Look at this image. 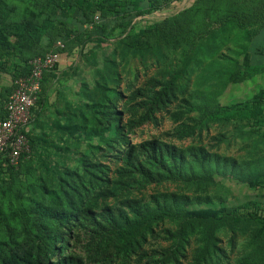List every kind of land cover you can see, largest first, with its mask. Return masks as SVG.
Returning <instances> with one entry per match:
<instances>
[{
	"label": "rangeland",
	"instance_id": "obj_1",
	"mask_svg": "<svg viewBox=\"0 0 264 264\" xmlns=\"http://www.w3.org/2000/svg\"><path fill=\"white\" fill-rule=\"evenodd\" d=\"M163 1L160 9L133 18L128 29L120 16L104 17L102 42L90 38V26L78 12L71 17L57 9V20L49 17L45 24L51 31L65 21L71 32L56 77L36 108L35 118L41 119L36 134L47 139L46 160L62 171L69 166L83 177L81 189L90 195L85 205L100 189L106 190L80 225L68 226L66 254L83 264H264V185L249 184L264 171V127L255 121L210 120L201 110H190L192 105L205 108L249 101L264 88V32L253 17L254 6L262 2L247 0L229 11L233 4L227 0ZM195 5L202 10L188 30L176 35L178 45L161 42L164 57L157 59L151 48L137 54L123 52L121 40L131 27L162 22ZM52 35L57 37L58 32ZM48 41V37L42 40L44 47ZM197 45L203 46L199 57L203 61L194 63L187 74L185 62L190 48ZM13 82L10 74L1 73L4 89ZM110 90L121 93L115 104L104 96ZM160 92H168L166 103H160ZM115 111L128 142L119 139L108 146L102 137H113L114 121L105 112ZM145 115L149 116L144 119ZM58 119L77 130L60 133L52 125ZM154 140L175 146L190 160L196 152L212 165L218 164L215 158L220 162L227 158L233 166L229 163L223 174L208 180L206 170L191 160L182 167L183 177L169 175L149 161L151 151L143 147ZM38 157H29L23 171L11 175L5 170L0 175V209L19 233L32 206L48 202L40 186L53 189L59 181V173L46 169ZM166 159L171 161L167 155ZM140 164L156 177L146 178L137 169ZM124 167L132 173L122 174ZM92 170L98 176L95 188L89 182ZM203 201L224 207L228 216L212 237L207 221L166 216L152 222V230L130 253L118 250L105 219L107 212L133 218L136 207L181 212L200 208ZM186 221L190 222L183 233Z\"/></svg>",
	"mask_w": 264,
	"mask_h": 264
},
{
	"label": "trees",
	"instance_id": "obj_2",
	"mask_svg": "<svg viewBox=\"0 0 264 264\" xmlns=\"http://www.w3.org/2000/svg\"><path fill=\"white\" fill-rule=\"evenodd\" d=\"M163 0H0V76L1 73L6 72L10 74L15 81L21 76H25L31 72V60L38 56H44L51 51L60 50L56 45L57 41H62L65 44V48L61 49L62 55L67 52V39L71 32L68 22L60 21L61 24L53 25L51 31H46L45 24L49 21V17L56 19L57 9H64L66 16H73L75 12L80 13L82 22L90 26V38L102 42L101 35L103 30L106 29V25H103L104 17L110 15L120 16L121 22L128 29L131 25L133 18L136 16L151 13L156 9H160L163 5ZM164 2V1H163ZM231 2L233 8L229 11L238 10L242 5L241 2H247V0H227ZM261 5L253 9L254 22L262 25L264 32V0H261ZM254 3V5H257ZM198 5L187 9L183 13L176 16L169 17L167 20L158 22L155 24L147 25L139 29L131 27L129 33L122 38L123 52L126 54V50L132 51L134 54L139 53L143 49H153L154 55L157 59L164 57V51L161 48V42L169 43L171 41L173 46L178 45L177 34L183 32L186 27L193 23L194 16L197 11L202 10L198 8ZM261 9H260V8ZM255 11V12H254ZM252 13V12H251ZM99 16L97 20L95 17ZM42 16V18H41ZM125 19H128L125 21ZM48 20V21H47ZM53 31L58 32V36H53ZM49 38L48 45L44 47L42 40ZM14 39L15 41H12ZM203 46L197 45L195 48H190L189 57L185 64H187V74L193 71L191 66L194 63H201L203 60L199 58L200 50ZM216 54V50H213ZM214 54V55H215ZM213 55V56H214ZM54 70L45 72L42 81V91L39 96L38 104L44 101V95H46V84L48 85L50 79L56 77V71ZM14 89V82L12 86L4 89L0 84V118L6 117L5 104L12 90ZM104 90V88H102ZM160 103H166L168 92H160ZM112 103H116L121 97V93L118 90H110L109 95H104ZM35 107V111H36ZM191 111L201 110L205 118L216 121H255L264 127V88L261 89L253 99L245 102H240L232 105H222L218 107H205L199 108L192 105ZM107 115L112 116L113 121V137H105L102 139L108 146H112L113 143L119 139L128 142V139L124 138L125 127L121 126V118L113 116L115 112H105ZM60 116L66 115L65 111H59ZM149 115L143 116L146 119ZM143 119V120H144ZM40 117L35 114L31 124L30 130L27 132V136L30 142V152L23 154L17 165H12L9 162L7 156L0 159V175L7 170L11 175L15 172L23 171L24 164L29 157L33 159L39 155L43 161V166L46 169L53 168L59 173V181L56 188H47L40 186L43 193H45L48 199L47 203H35L32 209L25 214L23 220L22 231L19 233L11 222L8 220L6 214L1 210L0 205V264H83L80 259L66 254V237L68 234V226L75 223L81 224L83 217H88V212L93 209L97 204L98 198L104 195L106 190L100 189L96 195L91 199L89 205H85L86 196L82 189V178L80 174L72 170L69 166L65 167L64 171L57 168L56 164L50 160V154L43 147L47 144V139L40 140L36 134L37 126L40 127ZM37 122V123H35ZM52 125L57 128L60 133L76 129V125H69L63 123L60 119L53 121ZM33 126V127H32ZM36 126V127H35ZM101 133V132H100ZM97 132V134H100ZM187 135L190 130L185 131ZM102 135V133H101ZM54 146L61 150V148L54 144ZM144 149H150L151 153L148 158L149 161H155L157 166H160L169 175L175 174L176 177H183V165L187 161H194L200 168L205 169L206 173L212 177H216L223 174L226 171L229 163L227 158H224L222 162L215 158L216 164L212 165L209 161L205 162L208 158L194 152L192 159L190 160L185 156L184 151L176 148L173 145L167 143H159L149 141L143 145ZM132 149V147H131ZM65 151V150H63ZM194 151V150H193ZM167 157L171 158L170 162H167ZM218 156V155H217ZM38 157V158H39ZM220 158V156H218ZM153 163V162H151ZM93 165V164H92ZM192 165V164H191ZM94 166H96L94 164ZM190 166V165H189ZM188 167V166H187ZM19 168V169H18ZM137 169L144 171L143 175L146 178L156 177V174H152L150 170L144 169L140 164ZM122 174H131L132 170L129 167L121 169ZM215 171V173H210ZM89 182L95 188L99 182L98 176L95 171H90ZM78 180H76V178ZM102 179V178H100ZM80 180V182H79ZM250 185H264V171L255 176L249 182ZM2 187L0 185V192ZM33 189H37L34 188ZM2 195V193H1ZM224 208V207H223ZM223 208H217L214 205H210L207 201H203L200 208L190 207L181 210V212L175 211L170 208H160L153 211L148 208L136 207L135 216L129 218L128 214L121 213L120 217L116 216L113 212L104 211L107 225H109L113 234L115 235L114 241L121 252H134L141 241L145 238L146 234L152 230V222L155 220H161L164 217H180L187 220L198 219L208 222V232L212 237L215 232V228L218 224L227 220L226 211ZM121 221H120V220ZM186 221L183 228V233L187 228ZM135 249V250H134ZM126 255V254H125ZM57 257V260H54Z\"/></svg>",
	"mask_w": 264,
	"mask_h": 264
},
{
	"label": "built area",
	"instance_id": "obj_3",
	"mask_svg": "<svg viewBox=\"0 0 264 264\" xmlns=\"http://www.w3.org/2000/svg\"><path fill=\"white\" fill-rule=\"evenodd\" d=\"M95 18L98 20L99 16ZM56 45L60 50L31 60V72L14 81V89L6 101V117L0 118V159L7 156L12 165H17L20 157L30 152L27 132L42 91L43 76L45 72L56 69L63 58L61 49L65 44L57 41Z\"/></svg>",
	"mask_w": 264,
	"mask_h": 264
},
{
	"label": "crops",
	"instance_id": "obj_4",
	"mask_svg": "<svg viewBox=\"0 0 264 264\" xmlns=\"http://www.w3.org/2000/svg\"><path fill=\"white\" fill-rule=\"evenodd\" d=\"M53 79H54V78L51 79V82L53 81ZM48 86H49V84H48V85L46 84V87H48ZM36 108H37V107H36ZM34 114H35V110H34Z\"/></svg>",
	"mask_w": 264,
	"mask_h": 264
}]
</instances>
